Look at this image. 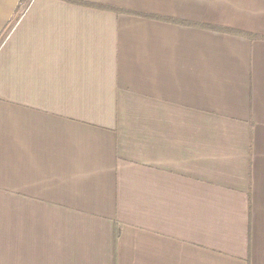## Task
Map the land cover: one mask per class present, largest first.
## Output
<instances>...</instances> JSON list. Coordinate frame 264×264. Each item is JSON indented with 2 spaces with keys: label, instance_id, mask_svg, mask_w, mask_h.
<instances>
[{
  "label": "crops",
  "instance_id": "crops-1",
  "mask_svg": "<svg viewBox=\"0 0 264 264\" xmlns=\"http://www.w3.org/2000/svg\"><path fill=\"white\" fill-rule=\"evenodd\" d=\"M22 1L0 264H264V0Z\"/></svg>",
  "mask_w": 264,
  "mask_h": 264
},
{
  "label": "trees",
  "instance_id": "trees-1",
  "mask_svg": "<svg viewBox=\"0 0 264 264\" xmlns=\"http://www.w3.org/2000/svg\"><path fill=\"white\" fill-rule=\"evenodd\" d=\"M24 1L25 0H23L22 2H24ZM67 1L72 2L71 0H67ZM27 2L29 3L30 0H27ZM74 2L77 3V4H80V5H85V6H90V7H94L95 6V4H92V3H84V2H76V1H74ZM97 8H101L102 9L103 7H97ZM111 10H113V9H111Z\"/></svg>",
  "mask_w": 264,
  "mask_h": 264
}]
</instances>
